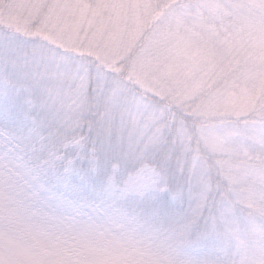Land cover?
I'll use <instances>...</instances> for the list:
<instances>
[{
    "label": "clouds",
    "instance_id": "clouds-1",
    "mask_svg": "<svg viewBox=\"0 0 264 264\" xmlns=\"http://www.w3.org/2000/svg\"><path fill=\"white\" fill-rule=\"evenodd\" d=\"M0 264H264V0H0Z\"/></svg>",
    "mask_w": 264,
    "mask_h": 264
},
{
    "label": "snow or ice",
    "instance_id": "snow-or-ice-1",
    "mask_svg": "<svg viewBox=\"0 0 264 264\" xmlns=\"http://www.w3.org/2000/svg\"><path fill=\"white\" fill-rule=\"evenodd\" d=\"M13 2L15 3V4H22L23 3V0H13Z\"/></svg>",
    "mask_w": 264,
    "mask_h": 264
}]
</instances>
